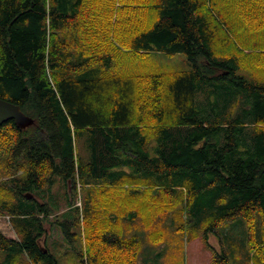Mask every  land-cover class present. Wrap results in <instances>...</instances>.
Listing matches in <instances>:
<instances>
[{"label": "trees", "instance_id": "trees-1", "mask_svg": "<svg viewBox=\"0 0 264 264\" xmlns=\"http://www.w3.org/2000/svg\"><path fill=\"white\" fill-rule=\"evenodd\" d=\"M123 49L184 52L190 68L109 74ZM0 98L34 119L0 126V215L19 228L0 232L9 264H59L41 246L51 207L37 197L56 176L75 196L60 223L78 264H138L141 251L93 193L76 205L88 185L112 200L125 178L154 181L210 230L264 215V0H0Z\"/></svg>", "mask_w": 264, "mask_h": 264}, {"label": "rangeland", "instance_id": "rangeland-1", "mask_svg": "<svg viewBox=\"0 0 264 264\" xmlns=\"http://www.w3.org/2000/svg\"><path fill=\"white\" fill-rule=\"evenodd\" d=\"M187 68H190V63L184 52L168 54L154 50L141 53L123 49L115 57V63L108 73L142 75ZM78 150L84 159H88L89 153L83 141L79 142ZM0 175H3V171H0ZM128 178L122 180L125 187L123 186L120 199L116 197L107 200L104 196L105 188L93 184L85 186L79 193L76 205L82 206V195L86 196L90 191L98 203L95 211L118 216V229L115 230L125 238L135 237L140 242L138 264H219L217 254L225 251L230 264H262L255 253L258 245H264V215H257L253 225L245 218H237L210 230L206 218L194 222L183 198L174 197V193H164L163 188H157L154 181ZM2 179L4 177L0 178ZM2 184L6 185L5 182ZM62 184L61 177L56 176L46 193L37 195L39 202H46L51 207L45 218L46 232L41 239V246L50 247L57 255L59 264H78L76 248L69 245L60 223L66 219L62 213L68 210L69 200H74L75 196L72 192L65 195ZM134 187L139 190L141 203L131 207L127 205L126 198L132 194ZM108 189L114 192L113 188H106ZM33 197L34 195L30 196ZM5 200L16 202L15 195L11 193L7 194ZM71 230L78 232L74 225ZM0 232L17 238L19 228L12 223L10 216L0 215ZM251 237L257 246L252 245ZM82 243L84 244V233ZM75 245L79 248V243ZM6 258L7 253L0 250V264H9ZM20 262L32 264L26 255L21 256Z\"/></svg>", "mask_w": 264, "mask_h": 264}, {"label": "water", "instance_id": "water-1", "mask_svg": "<svg viewBox=\"0 0 264 264\" xmlns=\"http://www.w3.org/2000/svg\"><path fill=\"white\" fill-rule=\"evenodd\" d=\"M10 120H15V122L23 128L34 122L32 117L22 111L20 105L0 98V126ZM28 196L30 197L31 194H28Z\"/></svg>", "mask_w": 264, "mask_h": 264}]
</instances>
